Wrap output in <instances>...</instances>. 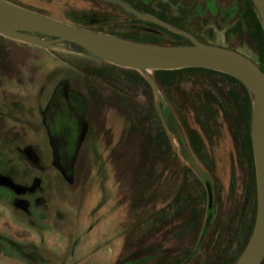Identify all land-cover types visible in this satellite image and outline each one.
<instances>
[{
	"label": "rangeland",
	"instance_id": "obj_1",
	"mask_svg": "<svg viewBox=\"0 0 264 264\" xmlns=\"http://www.w3.org/2000/svg\"><path fill=\"white\" fill-rule=\"evenodd\" d=\"M44 1L51 2V7L66 4V8L72 10H79L83 5L80 0ZM153 5L166 6L169 14L176 15L180 14V9L187 8L185 0H156ZM26 7L58 21L62 20L60 16L65 17L33 4ZM245 15L253 26L254 40L250 43L237 45L232 38L227 44L223 40L224 32L234 23L224 22L217 28L213 18L203 23L200 33L211 32L219 39L189 32L201 43L230 49L233 46L256 61L260 51L255 35L258 22L250 13ZM64 23L74 25L70 20ZM155 73H151L154 78ZM156 77L179 106L183 108L187 102L189 106H184V116L192 128L199 127L195 110L199 114L209 154L215 160L216 183L221 196L216 200L218 207L220 200L223 203L228 198L233 169L237 172V185L242 176L237 166L235 143L224 116L226 111L216 89L237 95V85L226 78H211L207 73L194 71L157 73ZM143 80L141 73L135 70L111 66L71 50L39 48L0 37V264H73L82 258L84 261V257L88 264H110L105 261L109 260L111 247L116 245L115 239L123 229L119 225L126 224L131 216L138 221L145 220L151 214L149 209H154V203L158 210L162 208L163 203L155 201H147L148 207L142 205L151 190L145 189L148 181L141 179V168H145L148 175L155 173L163 182L168 178L169 168L178 170L181 163L174 157L170 160V156L156 155L153 147H144L150 140L164 145L160 118L171 109L162 94L161 102L155 101ZM60 81L64 83V93L42 117L53 137L71 136L70 150L75 149V142L81 139L74 152L72 183L51 165V148L38 114V107L47 104ZM76 94L82 97L74 100ZM236 99L240 104L239 95ZM170 137L177 157L178 143L173 135ZM239 142L240 151L248 157L252 168V143L245 130L239 135ZM26 145L39 156L38 166L33 165L24 152L18 151ZM181 178L179 172L177 180ZM33 179L39 181L37 186L32 184ZM185 184L179 207L183 211L193 209L198 221L194 240L184 247L191 250L204 224L206 193L190 170L186 172ZM29 185L35 192L23 189ZM237 192H240L239 187ZM176 210V205L166 207L155 219L140 226L132 233L133 243L138 244L151 235L146 241L160 244L165 238L159 232L164 231L161 226L177 213ZM249 216L248 229H240L231 245L228 241L236 222L230 225L222 245L227 256L225 264L233 260L252 232L255 216L252 202L248 204L244 226ZM76 242L77 246L73 247ZM167 242L169 248L176 244L170 235ZM168 253L173 259L180 254L171 249Z\"/></svg>",
	"mask_w": 264,
	"mask_h": 264
},
{
	"label": "flooded vegetation",
	"instance_id": "obj_2",
	"mask_svg": "<svg viewBox=\"0 0 264 264\" xmlns=\"http://www.w3.org/2000/svg\"><path fill=\"white\" fill-rule=\"evenodd\" d=\"M5 1L11 3L15 2L13 4L18 5V7L24 9H28V7H26L27 4H33L37 7L46 8L59 16L60 14H64L65 17L60 16L62 20L59 21L64 22L65 20H70L74 24L72 26L87 29L92 32L107 34L109 36L123 38L124 40L141 42L142 44L150 45L162 44L159 46H183L191 44L188 37L177 35V33L169 31L168 29L160 26V24L138 18L134 14L125 11L123 7L113 2L112 0H80L83 5L79 10L68 9L66 8V4L59 5L60 7H51V2H46L44 0L39 2L38 0ZM155 1L156 0H120V2L125 3V5H127L129 8L142 13L143 15H151L159 19L160 22H163L176 28L177 30L189 34L197 42L199 41L196 40L197 38H195V36L192 35L189 30L195 31V33L201 37L206 38L211 36L214 39H219L215 37V35L211 32L207 33L206 35H202L200 33L203 23H205L210 18H213V23L217 28H219L224 22L230 25L234 23V26L228 27L224 32L223 40L225 42L232 40V38L237 45L243 42H252L254 40V35L252 33L253 26L251 25V22L246 19L245 15L246 12H248V14L250 13L258 22V27L256 28L255 35L259 39L258 44L260 51L258 50V58H256V61L251 60L249 57H247V59L255 63L260 68V70H264V34L260 25V20L258 19L257 14L252 6L253 4L251 0H185L187 8L180 9L179 15L169 14L166 6L162 5L161 8L157 5L154 6L153 3ZM172 1L176 2V0ZM172 23H176L180 27H177ZM149 41H152L154 43H146ZM230 47H232V49L228 48L229 50L239 52L235 47ZM143 81L146 85H148L147 88L149 89L151 95H153V92L151 91L152 89L149 84L145 80ZM158 82L156 81L159 89V97L160 94H162L166 98L171 111L163 112V115L160 118L161 126H159V128L165 142L164 145H161V143L159 144L156 140H154V144L151 147H153L156 155L158 153H161L164 154L165 157L170 156V160H172L173 157L176 161L180 159L179 162L181 163V165L178 166V170H174L173 167L172 169L169 168L168 178H166V180L163 182H161L160 178H158V175H156L155 173L151 172V174L148 175V173L145 171L146 169L143 167L141 168L140 172L143 171V178L141 179H145L146 182L148 181V185L145 189L150 188L151 190V195L148 196V198L142 203V205H147L148 207L149 204H147V201H155L163 203V206L158 210L156 208L157 204L154 203V209H149L151 210V214H149L143 221H138L137 219L135 220L134 216H131L130 220L126 219V224L124 225H119L118 222L119 227H123L124 230L122 229L123 231L121 230L120 235H117V238L115 239L116 245L111 247L110 258L105 262L110 264H215V255H217L216 250L218 249L216 245L219 240L220 234L223 233L224 240L226 237V233L229 232L230 225L232 224V222H236L235 229L232 233V238L228 241V243L231 245L240 229L242 231L244 230L243 228L246 229L247 227L248 229L250 216L247 218V221H245V226L242 223L244 222V216H246V210L249 202H252L254 204L256 216L257 196L255 186L256 178L253 165L254 158L251 168L249 164L250 160L240 151V147L238 146L240 144L239 140L237 141L236 138L233 139L234 131L230 129V122L228 120V117L224 114L225 119L229 124L228 128L230 135L235 143L234 146L236 148L238 156L237 166H239V168L241 169L240 172L242 177L240 180V185H237V172L234 168L231 180L229 181L228 198H226L223 203L220 200V204L217 207L216 200H219L221 196L220 187L216 183L217 177L215 171V160L209 154V150L207 147L208 139L206 136V132L203 129V125L200 122L199 114L197 110H195V117L197 119L199 127L192 128L188 123L186 117L184 116V106H189L187 102H184L183 108L179 106L175 99L171 95H169L168 92H165V90L161 87L162 84L160 83V81ZM64 88V83L60 81L52 90L47 104L44 105V107H38V114L41 118V124L44 127L45 133L48 137V143L51 148V165L56 170H58L61 176L65 180H67L68 183H72L71 176L74 161L73 158H75L74 152L78 150L81 139L75 142V149L70 150L69 141L71 136L68 134V136H66L64 139L58 138L56 136L53 137L45 126V121L42 117L45 111L49 110L53 105L56 104L59 97L62 95V93H64ZM80 97L82 96L76 94L74 95V100H79ZM153 98L155 99L154 95ZM155 101L158 100L155 99ZM158 102H161V97ZM222 105L224 107V103H222ZM187 127L196 131L203 140V147L199 152L196 151L191 145ZM83 128L84 127L82 126V129ZM248 133L250 137V131ZM170 135L174 136V140L177 141L179 146L180 152L178 153L177 157L171 148L172 140L170 139ZM159 145L162 146L161 149ZM29 146L30 145H26L18 151L21 153L24 152L30 162H32L33 165L38 166L39 156L36 154V152H33V148ZM145 146L146 145H144V147ZM167 166L168 164L165 165V167ZM187 170H190L196 176L197 180L204 186L206 193L204 224L201 231L199 232L198 241L195 243L193 249L191 250L190 247L187 249H184V247H186V245L190 241L192 242L194 240V236L198 230L197 216L193 212V209L183 211L184 209L182 210L179 207V204L183 200L182 196L186 186L185 179ZM179 172L181 173L182 177L180 181L177 180ZM168 179H171L169 182L170 184H168ZM35 180L36 179H33L34 182L32 181V184H35L37 186L39 184V181ZM207 184L211 189L212 197L210 198V200H208L209 194ZM252 185H254V187H252ZM238 187L240 188L239 193L237 192ZM23 189H25L26 191L31 190L32 193L35 192L31 185L26 186V188ZM144 190L142 192H144ZM168 199L169 201H167ZM173 205L177 206V213L171 216L167 222H162L163 224L161 226V229H164V231L159 232L165 235V238L160 244H154L150 241H146L148 239H151V235L146 237L144 241H141L138 244H136V242L133 243L131 238L132 233L135 230H137L140 226L145 224L150 219H155L158 214L166 209V207H171ZM155 209L157 210L155 211ZM208 217L209 222L208 225H206V219ZM252 219L254 223V216L252 217ZM127 226H129L128 230ZM93 227L94 225H92L90 229H92ZM169 235L176 241V244L173 248H169V244L167 242V238ZM121 239L122 244H120ZM223 243L220 246L219 252L220 255H224L223 258L227 259L226 251L222 247ZM76 246L77 242L73 247ZM169 249H171L172 252L175 251L180 253L179 256L175 259L171 258L170 254L168 253ZM113 250L115 251L113 252ZM113 253L114 255H112ZM82 259L73 262V264H88L87 258L84 257V261ZM111 259L112 261L110 262ZM98 264L103 263L99 262Z\"/></svg>",
	"mask_w": 264,
	"mask_h": 264
},
{
	"label": "water",
	"instance_id": "obj_3",
	"mask_svg": "<svg viewBox=\"0 0 264 264\" xmlns=\"http://www.w3.org/2000/svg\"><path fill=\"white\" fill-rule=\"evenodd\" d=\"M128 13L188 37L191 44L159 46L124 40L103 33L55 20L35 11L0 0V36L18 43L42 48L71 50L107 64L135 70L151 87L160 100L154 71H172L187 68L208 69L228 75L247 90L250 102V138L254 158L256 186V216L252 232L233 264H261L264 258V72L247 56L228 48L195 41L189 34L160 22L151 15H143L120 0H112ZM264 34V0H251ZM208 188V200L212 197ZM209 217L206 219L208 225Z\"/></svg>",
	"mask_w": 264,
	"mask_h": 264
},
{
	"label": "trees",
	"instance_id": "obj_4",
	"mask_svg": "<svg viewBox=\"0 0 264 264\" xmlns=\"http://www.w3.org/2000/svg\"><path fill=\"white\" fill-rule=\"evenodd\" d=\"M146 43H154L152 41L146 42ZM158 43V42H156ZM162 45V44H159ZM163 45H171V44H163ZM186 71H194V72H204L207 73V75L211 76V78H226L231 82H234L237 85L238 88V92L236 93L237 95L240 96L241 98V103L239 104L237 102L236 96L235 94H227V93H222V90H219L218 88L216 89V93L219 96V98L221 99L222 103H224V107H225V116L228 117V120L230 122V126H231V130L234 131L233 134V139H237V141L239 140V135L241 134L242 131H246L247 134H249V128H250V111H251V102H250V98L248 95V92L246 90V88L237 80L229 77L226 74L223 73H219V72H214L208 69H194V68H187V69H182V70H172V71H155V78L156 81L158 82L159 80L156 77V74H160V73H173V72H186ZM264 71V70H263ZM159 83V82H158ZM148 87V85H146ZM216 88V86H215ZM187 132L189 135V139L191 142L192 147L196 150V151H200L203 147V140L201 139V137L199 136V134L190 129L189 127H187ZM239 143V142H238ZM154 144V141L150 140L149 143H146V147H151ZM240 145V144H239ZM238 145V146H239ZM253 176H254V171H253ZM249 177V176H248ZM252 187H254V185H252ZM252 223H253V219H252ZM248 238L245 240L244 242V246L247 242ZM223 243V233L220 234L219 240L217 242V255H215V264H225L226 263V258H223L224 255H220V246ZM244 246L237 252V255H235V257L233 258V260L229 263V264H233L234 260L236 259V257L238 256V254L240 253V251L243 250Z\"/></svg>",
	"mask_w": 264,
	"mask_h": 264
}]
</instances>
